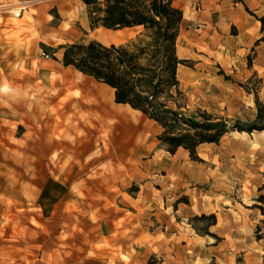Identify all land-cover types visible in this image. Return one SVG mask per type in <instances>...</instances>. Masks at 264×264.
I'll return each instance as SVG.
<instances>
[{"label": "rangeland", "instance_id": "1", "mask_svg": "<svg viewBox=\"0 0 264 264\" xmlns=\"http://www.w3.org/2000/svg\"><path fill=\"white\" fill-rule=\"evenodd\" d=\"M175 4L182 111L250 124L254 94L241 84L259 86L264 103L262 78L248 66V57L264 58V45L232 55L226 40L240 22L224 23L199 2ZM0 26V264H264V132H228L199 145L193 160L183 148L166 151L160 126L135 112L148 125L145 150L110 155L96 135L91 149H77L85 129L58 117L44 80L69 71L107 97L113 91L40 43L130 45L145 39L141 27L90 28L78 0H0ZM231 57L241 59L229 65ZM201 214L216 223L194 220Z\"/></svg>", "mask_w": 264, "mask_h": 264}, {"label": "trees", "instance_id": "2", "mask_svg": "<svg viewBox=\"0 0 264 264\" xmlns=\"http://www.w3.org/2000/svg\"><path fill=\"white\" fill-rule=\"evenodd\" d=\"M79 1L86 7L90 28L139 26L145 39L130 45L105 44L96 39H78L56 47L40 43L43 54L110 87L115 103L128 105L158 124L161 132L157 139L166 151L173 154L183 148L197 160L199 145L217 143L228 132L264 131V103L258 97L259 86L251 91L241 84L254 94L256 105L255 117L247 125L237 121L229 124L230 120L205 109L197 108L190 114L182 111L184 104L180 100H184V94L177 73L186 60L178 57L176 41L183 15L174 0ZM251 14L260 22L257 45L264 41V16ZM255 77L253 74L251 78ZM257 83L260 85L261 79ZM200 219H210L209 225L216 223L214 214L194 217Z\"/></svg>", "mask_w": 264, "mask_h": 264}, {"label": "bare ground", "instance_id": "3", "mask_svg": "<svg viewBox=\"0 0 264 264\" xmlns=\"http://www.w3.org/2000/svg\"><path fill=\"white\" fill-rule=\"evenodd\" d=\"M54 73L53 78L44 80L45 92L59 118L67 125L80 124L85 129L77 149H91L94 146L92 137L96 135L103 143L104 153L110 155L131 156L145 150L148 125L135 114L136 111L129 106L114 105L113 92L107 97L104 88L90 84L79 75L69 71ZM238 134L248 136L246 132Z\"/></svg>", "mask_w": 264, "mask_h": 264}, {"label": "crops", "instance_id": "4", "mask_svg": "<svg viewBox=\"0 0 264 264\" xmlns=\"http://www.w3.org/2000/svg\"><path fill=\"white\" fill-rule=\"evenodd\" d=\"M185 1L190 2V3L199 2L203 10H207L208 13H213L220 20L223 19L224 23L231 24V25L236 24V21L241 23L240 26H237L238 27L237 33L234 35L229 34L228 39L226 40L230 46L229 49H231L232 55H236L237 50H243V54L246 53L247 48L251 44H253L258 39V37L261 36L260 22L254 16L246 13L245 9L247 7L251 9L253 14L257 16H264V0H241L240 2H234L232 0H185ZM174 4H175V0H174ZM52 9H55L54 12H57L55 7H53ZM86 18L88 22L87 12H86ZM212 24L214 23L212 22ZM215 24H217V22ZM132 27H139V26H132ZM0 30H1V26H0ZM69 42H72V41H69ZM238 42H240L241 45L237 46ZM262 45H264V41L259 42V44H257L256 46L261 47ZM240 59L241 58L231 57V58H228V63L229 65H231ZM251 62H252L251 67H250L251 73L255 71L259 75V77L262 78V83H264V73H262L264 72V67L260 66V64L264 63V58H252ZM113 99H114V96H113ZM115 104L125 105V104H119V103H115ZM134 111L139 112L138 110H134ZM156 125L159 126L158 124Z\"/></svg>", "mask_w": 264, "mask_h": 264}]
</instances>
